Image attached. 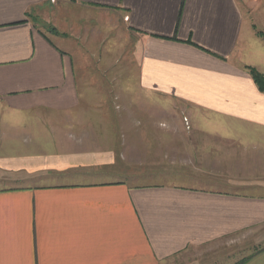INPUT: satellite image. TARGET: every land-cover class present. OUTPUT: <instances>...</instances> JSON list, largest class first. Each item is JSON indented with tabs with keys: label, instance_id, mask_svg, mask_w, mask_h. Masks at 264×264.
<instances>
[{
	"label": "crops",
	"instance_id": "0c3cea01",
	"mask_svg": "<svg viewBox=\"0 0 264 264\" xmlns=\"http://www.w3.org/2000/svg\"><path fill=\"white\" fill-rule=\"evenodd\" d=\"M254 15L264 0H0V264H166L256 232L231 264H264L262 175L124 181L134 140L186 137L174 102L193 134L264 140Z\"/></svg>",
	"mask_w": 264,
	"mask_h": 264
},
{
	"label": "rangeland",
	"instance_id": "374dc122",
	"mask_svg": "<svg viewBox=\"0 0 264 264\" xmlns=\"http://www.w3.org/2000/svg\"><path fill=\"white\" fill-rule=\"evenodd\" d=\"M254 21L257 31L264 32L258 16L254 15ZM171 106L172 115H178L182 120V131H185L186 137L174 138V153L161 155L148 154L150 140H134L135 145L139 143L138 145L145 153L137 154L136 147L128 149L130 154L126 157L130 164L126 165L127 168L129 167L125 173L126 183L146 184L169 181L180 183L179 181H184L183 175H187L193 177L188 178L192 181L196 178L203 182L204 187H207L206 184H214L217 185V188H214L217 190L243 193L247 191V183L262 182L259 177L262 175L261 177L264 178V155H259V150L264 148L263 139H256L255 135H251L242 136L240 141L210 138L208 135L205 137L202 135L204 133L193 134L186 114L182 113L183 106L177 102L171 103ZM176 126L177 123H172L173 131L181 130ZM226 126L229 127L228 122ZM228 127L225 130L227 133L231 130ZM204 129H214V126L204 125ZM252 130L264 131L255 128ZM245 150L258 152L246 155ZM259 233L239 234L232 240H224L211 247L193 250L186 258H177L166 264H213L217 260H221V264L239 262L257 249L255 244Z\"/></svg>",
	"mask_w": 264,
	"mask_h": 264
},
{
	"label": "trees",
	"instance_id": "16d2710c",
	"mask_svg": "<svg viewBox=\"0 0 264 264\" xmlns=\"http://www.w3.org/2000/svg\"><path fill=\"white\" fill-rule=\"evenodd\" d=\"M259 38L264 41V33L257 32L256 34ZM250 75L255 87L260 93H264V76L257 72L254 68H245Z\"/></svg>",
	"mask_w": 264,
	"mask_h": 264
}]
</instances>
